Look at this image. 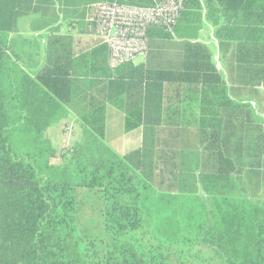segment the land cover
Returning a JSON list of instances; mask_svg holds the SVG:
<instances>
[{
  "label": "trees",
  "instance_id": "trees-1",
  "mask_svg": "<svg viewBox=\"0 0 264 264\" xmlns=\"http://www.w3.org/2000/svg\"><path fill=\"white\" fill-rule=\"evenodd\" d=\"M104 1L0 0V264H264V0H189L171 32L149 28L143 63L116 69L101 41L61 34ZM109 106L141 128L123 157ZM70 118L80 136L58 154L51 129ZM78 189L97 198L91 227Z\"/></svg>",
  "mask_w": 264,
  "mask_h": 264
},
{
  "label": "built area",
  "instance_id": "built-area-1",
  "mask_svg": "<svg viewBox=\"0 0 264 264\" xmlns=\"http://www.w3.org/2000/svg\"><path fill=\"white\" fill-rule=\"evenodd\" d=\"M188 1L162 0L149 8L121 4L118 0L95 4L94 35L108 48L109 67L116 69L137 57L145 58L149 28L161 26L171 32Z\"/></svg>",
  "mask_w": 264,
  "mask_h": 264
},
{
  "label": "rangeland",
  "instance_id": "rangeland-1",
  "mask_svg": "<svg viewBox=\"0 0 264 264\" xmlns=\"http://www.w3.org/2000/svg\"><path fill=\"white\" fill-rule=\"evenodd\" d=\"M34 16L24 17L19 20V28L27 33V26L33 20ZM40 47L35 44L31 47L27 46V50L30 49L33 52L39 51ZM147 57V55H146ZM145 57V58H146ZM136 63L143 61V57H137L134 60ZM258 103L256 102V105ZM70 123L60 129L51 132L50 138L58 154L62 152L64 148L71 147L75 141L76 132ZM106 143L117 153L118 156L123 157L126 153L137 149L141 143V129L137 128L131 132H126L124 129V115L122 112L116 110L113 107L107 109V122H106ZM56 163H60V158H57ZM78 199L83 203L82 220L84 224L91 227L93 224L99 221V216L94 209L97 207V198L95 194L87 189H78L76 191ZM159 198L161 199L156 202L154 209L158 208L160 213L167 212L173 214L177 210V205L168 206L164 200H171L173 195L160 192ZM175 199V198H174Z\"/></svg>",
  "mask_w": 264,
  "mask_h": 264
},
{
  "label": "crops",
  "instance_id": "crops-1",
  "mask_svg": "<svg viewBox=\"0 0 264 264\" xmlns=\"http://www.w3.org/2000/svg\"><path fill=\"white\" fill-rule=\"evenodd\" d=\"M95 5V4H94ZM94 5L88 7V10L85 14V19L83 21V26L82 28H79L78 27V21L75 19L73 21H71L70 23H64L61 27V34H64V35H71V36H74V37H78L80 39H83L85 41H88L89 43H94L96 42L97 40L100 41L99 39H97L94 35L95 31L93 34H89V33H86V34H81L79 35L80 33H82V31L84 32H87L89 29H90V24L93 22V18H94V15H95V10H94ZM28 30H27V33L23 32L21 29H20V36H22L24 39H29L33 42L34 44V48H35V44H37V42L39 41V39L42 38V36L46 35V34H43V33H36V34H32L29 30V25L27 26ZM82 30L81 32H78V30ZM38 40V41H36ZM201 42H203L204 44L208 45L210 47V49L215 53V56H216V60L218 58V55H217V45H216V42L214 41L213 39V36L211 34V31L209 29H206L202 35H201V39H200ZM46 44V41L43 40L42 41V45H45ZM40 47V46H39ZM146 58H143V61L140 62V63H136L134 61V64L135 65H138V64H141L145 61ZM219 67H221V63L218 64ZM263 89V88H261ZM264 92V90H262ZM252 103H255V105L253 106L254 108H256L258 110V114L260 117H262V119L264 120V101L261 103V105H256V102H252ZM70 123L71 126H73L75 132H76V136H75V141L73 142V144L78 140V137L80 136V129L76 123V119L74 118H70L68 120H64L63 122H61L58 126H55L54 128H52L51 132L53 131H56V130H60L64 127H66L68 124ZM141 129V128H140ZM73 130V131H74ZM51 134V133H50ZM142 135V133H141ZM141 144V143H140Z\"/></svg>",
  "mask_w": 264,
  "mask_h": 264
}]
</instances>
